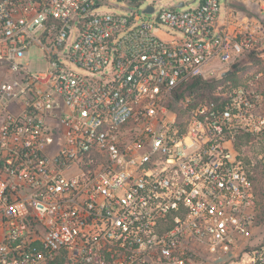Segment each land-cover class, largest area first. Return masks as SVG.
Wrapping results in <instances>:
<instances>
[{"label":"built area","instance_id":"1","mask_svg":"<svg viewBox=\"0 0 264 264\" xmlns=\"http://www.w3.org/2000/svg\"><path fill=\"white\" fill-rule=\"evenodd\" d=\"M223 1L138 23L105 0H0V264H264L237 147L264 160L263 74L229 79L264 63V0ZM195 78L221 96L182 95Z\"/></svg>","mask_w":264,"mask_h":264},{"label":"rangeland","instance_id":"2","mask_svg":"<svg viewBox=\"0 0 264 264\" xmlns=\"http://www.w3.org/2000/svg\"><path fill=\"white\" fill-rule=\"evenodd\" d=\"M186 1L191 2L193 0H145L140 3L138 2H132L129 0H105V2L99 7V11L101 12H115V13H122L127 14L135 17L136 22L140 23L145 20H155L156 17L159 15L160 11L163 8L167 7H173L176 5V8L179 10H184L189 8L191 5L190 3L187 4L185 7H182L179 5L180 2ZM153 4L155 7V12L151 14H145L143 10L149 5ZM198 1L193 2V5H197ZM222 7H223V0H222ZM223 12V8H222ZM155 33L158 34L162 39L168 40L170 39V34H177L181 35V32H179L177 29L169 26V25H161L160 28L155 30ZM26 63L29 65V68L33 71H41L46 70L48 68V61L44 57V52L41 48L33 47L30 49L29 55L24 59ZM244 64V65H243ZM219 61L216 59L214 62H212V66L219 67ZM74 69L80 71L81 73H86L83 70H80L74 63L70 65ZM240 67H237V76L236 81L237 84H244L248 81L252 80L255 75L258 73H262L263 77L261 85L264 89V63L260 61H254L252 64L248 63V61L245 60V63H240ZM236 68V67H235ZM234 70V69H233ZM263 112H264V105H263ZM240 150L251 159V165L250 169L253 172V176L255 177L254 184L256 187L257 192V198H258V206L260 203V194L258 192L260 191L261 187H264L263 180H259L257 177V173L263 170V166L260 165V157L259 153L261 152V148L255 144L251 143L250 141L247 143L245 142L244 145H241ZM257 178V179H256Z\"/></svg>","mask_w":264,"mask_h":264},{"label":"trees","instance_id":"3","mask_svg":"<svg viewBox=\"0 0 264 264\" xmlns=\"http://www.w3.org/2000/svg\"><path fill=\"white\" fill-rule=\"evenodd\" d=\"M239 65H240V63H237L233 66V69H234L233 73L229 77V79L235 85L238 83L236 81V76H237L236 69H238L237 67H240ZM255 77H256V75H255ZM255 77L253 79H255ZM259 81H260V86H261L263 84L262 79H260ZM219 83L220 82H218V81H205V80L200 79V78H195V79H193V80H191L188 83L183 85L182 95L196 93L197 98H202L203 100H208V101L211 99L217 100V96H221V94H218L215 90ZM261 88H262V86H261ZM262 90L264 93L263 88H262ZM247 141L248 142L250 141L249 137H247L246 140L242 139L240 142H238L237 147L240 149L241 145H244V143L245 142L247 143ZM245 160H246L247 164L250 166L252 161H251V159H249V157H247V155H245ZM259 163H260V165H262L264 167V160L263 159H261V161ZM251 176H252L253 180H255V177L253 176V172L251 173ZM257 177H259L258 178L259 180H263V183H264V168L262 171L257 173ZM255 190H256V187H255ZM256 194H257V192H256ZM258 194H260V196H261L260 197V203L258 206V219H259V222L262 223L263 227H264V187L260 188V191L258 192Z\"/></svg>","mask_w":264,"mask_h":264},{"label":"water","instance_id":"4","mask_svg":"<svg viewBox=\"0 0 264 264\" xmlns=\"http://www.w3.org/2000/svg\"><path fill=\"white\" fill-rule=\"evenodd\" d=\"M153 7L152 6H147L144 10H143V12H153ZM232 73V70L230 69V70H227V71H225V72H223L222 73V75L223 76H227V75H229V74H231Z\"/></svg>","mask_w":264,"mask_h":264},{"label":"crops","instance_id":"5","mask_svg":"<svg viewBox=\"0 0 264 264\" xmlns=\"http://www.w3.org/2000/svg\"><path fill=\"white\" fill-rule=\"evenodd\" d=\"M223 12H222V16H224L225 12L227 11V7H226V4L225 2L223 1Z\"/></svg>","mask_w":264,"mask_h":264}]
</instances>
